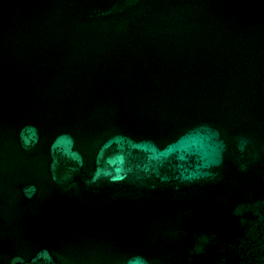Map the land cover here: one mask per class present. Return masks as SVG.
<instances>
[{
  "label": "water",
  "instance_id": "95a60500",
  "mask_svg": "<svg viewBox=\"0 0 264 264\" xmlns=\"http://www.w3.org/2000/svg\"><path fill=\"white\" fill-rule=\"evenodd\" d=\"M0 264H264V0H0Z\"/></svg>",
  "mask_w": 264,
  "mask_h": 264
}]
</instances>
